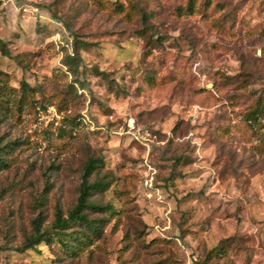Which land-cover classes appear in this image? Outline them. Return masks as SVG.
I'll list each match as a JSON object with an SVG mask.
<instances>
[{"label": "rangeland", "instance_id": "obj_1", "mask_svg": "<svg viewBox=\"0 0 264 264\" xmlns=\"http://www.w3.org/2000/svg\"><path fill=\"white\" fill-rule=\"evenodd\" d=\"M0 40V264H264V0H0ZM89 157L100 236L22 247Z\"/></svg>", "mask_w": 264, "mask_h": 264}, {"label": "trees", "instance_id": "obj_2", "mask_svg": "<svg viewBox=\"0 0 264 264\" xmlns=\"http://www.w3.org/2000/svg\"><path fill=\"white\" fill-rule=\"evenodd\" d=\"M0 50L5 52V46L1 40ZM67 58H69L70 61H64L65 64L68 66L71 65L75 70L77 65L74 64L72 60L76 58V55H66V59ZM21 87L23 94H27L29 90L28 85L22 83ZM1 95L2 93L0 96ZM22 102V97L16 101V110L21 108ZM9 112V107L7 105L0 106L1 117L7 115ZM255 112L254 109L250 111V114H255ZM3 152V146L0 145V167L6 165L2 159ZM101 162L102 159L97 157H89L85 161L75 204L67 211L65 216L61 209L57 208L54 213V219L50 225L45 228H42L44 217L41 213L38 214L33 220V230L31 234L26 237L22 247H34L42 241H46L47 243L56 241L66 252L74 253L81 246L91 242L92 238L100 236L104 219L101 217L90 218L89 213H107L110 215L114 211L110 203L98 204L89 199L94 193L106 191L109 186V182L104 179L96 178L90 180L91 174L98 169ZM219 250H221V246L216 248V252H219Z\"/></svg>", "mask_w": 264, "mask_h": 264}]
</instances>
